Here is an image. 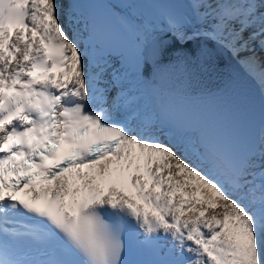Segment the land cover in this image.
<instances>
[{
    "label": "snow or ice",
    "instance_id": "snow-or-ice-1",
    "mask_svg": "<svg viewBox=\"0 0 264 264\" xmlns=\"http://www.w3.org/2000/svg\"><path fill=\"white\" fill-rule=\"evenodd\" d=\"M160 25L242 62L258 126L160 78ZM0 264H264V0H0Z\"/></svg>",
    "mask_w": 264,
    "mask_h": 264
},
{
    "label": "water",
    "instance_id": "water-1",
    "mask_svg": "<svg viewBox=\"0 0 264 264\" xmlns=\"http://www.w3.org/2000/svg\"><path fill=\"white\" fill-rule=\"evenodd\" d=\"M153 39L159 54L151 58L152 66L163 81L186 87L199 106L218 114L226 115L232 110L234 101L243 100L249 118L258 126L261 103L259 86L230 53L215 48L203 37L184 43L172 33H158ZM200 47L208 50L206 59L183 57V52Z\"/></svg>",
    "mask_w": 264,
    "mask_h": 264
},
{
    "label": "bare ground",
    "instance_id": "bare-ground-1",
    "mask_svg": "<svg viewBox=\"0 0 264 264\" xmlns=\"http://www.w3.org/2000/svg\"><path fill=\"white\" fill-rule=\"evenodd\" d=\"M189 17L191 18V23L186 24L184 27V32L188 36H191L193 32H195L199 29H204L208 26L207 24L201 22L200 20H197L195 13H193L192 11H191V14L189 15ZM179 41H181V40H179ZM240 63L242 64V62H240Z\"/></svg>",
    "mask_w": 264,
    "mask_h": 264
}]
</instances>
